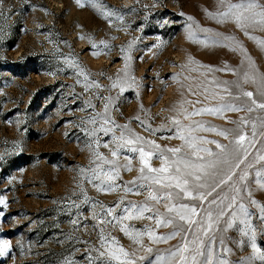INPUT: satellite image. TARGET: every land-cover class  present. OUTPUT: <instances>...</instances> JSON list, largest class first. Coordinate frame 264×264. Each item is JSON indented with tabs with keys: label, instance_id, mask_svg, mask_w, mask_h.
Masks as SVG:
<instances>
[{
	"label": "rangeland",
	"instance_id": "obj_1",
	"mask_svg": "<svg viewBox=\"0 0 264 264\" xmlns=\"http://www.w3.org/2000/svg\"><path fill=\"white\" fill-rule=\"evenodd\" d=\"M226 10L219 0L0 3V242L9 245L0 264H103L104 258L97 257L108 244L101 247V234L109 243L116 238L113 248L122 245L135 252L137 264H157V256L169 259L168 251L181 238L157 243L145 233L146 227L160 235L172 230L171 225L155 228V219L147 218L156 208L164 213V201L148 200L153 212L123 221L105 217L101 206L122 201L114 216L124 217L129 202L141 203L148 196L147 186L125 191L132 187L127 182L140 174L139 154L123 148L113 157L112 150L124 142L113 136L123 132L127 140L138 134L161 149L180 147L183 141L173 119L185 126L203 122V129L193 134L207 140L230 144L243 132L252 142L241 165H253L249 182L258 204L249 207L252 220L226 232L220 230L222 220L202 239L205 252L212 250L213 264H264V225L259 219L264 190L254 182L264 178V172L255 177L264 164L257 162L264 155V109L252 104L253 99L264 103V26H240L235 16L217 14ZM246 91L253 97L244 96ZM221 104L239 110L187 115L193 105ZM241 118L248 123L238 128ZM212 127L217 131L204 130ZM225 129L230 130L227 138L217 134ZM206 146L218 151L215 145ZM96 152L116 161L119 177L112 189L89 182L91 170L102 163ZM129 162L130 171L125 168ZM162 162L156 157L150 161L156 168ZM158 187L153 185L152 191ZM105 219L110 223L102 224ZM123 226L134 235L145 233L139 237L143 245L125 234ZM251 227L256 228L254 236ZM147 247L153 252L146 253Z\"/></svg>",
	"mask_w": 264,
	"mask_h": 264
},
{
	"label": "snow or ice",
	"instance_id": "obj_2",
	"mask_svg": "<svg viewBox=\"0 0 264 264\" xmlns=\"http://www.w3.org/2000/svg\"><path fill=\"white\" fill-rule=\"evenodd\" d=\"M3 0H0L2 3ZM80 0H77L79 3ZM223 6L226 4V11L218 12L217 14L225 18L235 16L236 22L240 26H244V22L251 24H259L264 26V2L262 0H240L238 3H232L231 0H219ZM260 11L257 12L256 9ZM3 13L0 12V15ZM259 17V19H257ZM189 19H192L189 17ZM204 31H209L204 29ZM103 43V42H102ZM264 44V41H261ZM223 70V69H221ZM247 82V74H245ZM227 83V82H224ZM112 87H117L114 82ZM121 87L120 91L123 92ZM227 91V89H226ZM196 93H193L195 95ZM244 96L249 98L253 97L251 91L243 93ZM110 100L111 98H106ZM196 104L200 103L199 100L195 101ZM252 104L260 109H264V103L257 104L256 100H252ZM188 112V116L201 115L204 112L218 113L223 109L239 110L232 104H221L216 108H199ZM108 110V104H105V112ZM252 107L248 108L251 112ZM187 111V110H185ZM99 116L100 114L97 113ZM187 118V116H186ZM139 119V117H137ZM105 123H108L105 120ZM173 123L177 129V136L183 141L180 147H171L161 149L160 145L156 144L154 140H147L138 134H134L135 138L125 140L124 133L120 137L113 136V140H121L123 143L117 144L116 148L112 150V156L119 155L120 149L128 148L130 152L138 153L140 159L139 176L127 182V185L132 187H125V191L131 192L133 187L148 188V196L144 202H129L128 206L124 208L127 214L124 217L114 216L117 208L120 207L122 201L114 207L104 208L101 206V211L105 217H113L123 221L124 219H132L134 216L143 217L145 212H153V208L149 207L147 201H155L157 204L164 201L165 212L161 213L158 208L155 209L154 215H150L148 219H155V228L172 226V230L167 235L157 234L150 228L145 229L149 240L154 242H167L168 240L181 238L178 245H173L172 250L168 251V258L164 256H157V264H213L212 250L208 249L205 252V241L203 236H207L209 231L213 229L214 225H219L223 220L224 226L220 228L221 231H227L236 225H249L252 220L253 213L249 211L251 205H257L258 201L253 198L251 190L248 171L252 168V164H247L244 168L241 165L245 164L249 155L248 147L252 146V142L247 139L246 134L243 132L234 136L230 144H221L216 140H207L203 136H197L193 133L198 129H203V122L191 121L189 125H182L178 119H173ZM236 123V121H233ZM248 123L247 120L241 118L237 125L242 128L243 125ZM126 128L127 126H118ZM255 125H253V129ZM106 133L111 132V128L103 129ZM206 131H217L216 128L204 129ZM230 130H220L218 135L227 138ZM255 135V132H253ZM215 145L218 151H213L212 148L206 145ZM231 145V146H230ZM108 147L107 144L104 145ZM147 146V149L146 147ZM165 152L169 155H165ZM96 159L102 163L97 164L91 170L92 175L89 182L98 181L95 186L98 189L107 188L112 189L114 183L119 177V171L116 166V161L108 160L101 153H95ZM161 158L162 164L160 167H153L150 163L152 158ZM171 157V158H170ZM264 161V155L257 157V162ZM111 165L107 170L103 165ZM127 170H131L130 162L125 165ZM240 169L239 172L236 170ZM264 172V164L255 171V177H261ZM139 181V183H138ZM256 186L264 190V178L254 181ZM153 185L159 186L156 192L152 191ZM227 188V192L224 189ZM219 190V191H218ZM163 193L161 195L160 193ZM215 193V195H213ZM211 198V199H210ZM88 197H85L87 202ZM247 200V204L245 203ZM188 201V202H185ZM0 200V203H3ZM207 202L208 207H205ZM259 219L261 224L264 225V204H259ZM2 214V213H0ZM110 223V221L102 220L101 223ZM75 224L76 221H73ZM129 226L121 228L125 234L129 235L135 243L143 245V241L139 238L145 233L137 232L135 235L128 231ZM103 232V229L101 230ZM264 231V228H261ZM256 232L255 227L250 228V233L254 236ZM188 234H191L189 239ZM244 235H249V232H244ZM103 244H108L107 250L99 251L100 257L104 258L103 264H137L136 253L129 252L120 245L113 248L112 244H118L115 237L111 238L109 243L105 236H100ZM221 243L223 241L221 240ZM9 247L7 241L0 242V255H3ZM256 249V245H252ZM146 253H152L153 249L147 247L144 249ZM230 251V249H225ZM203 257V259H199ZM145 256H140L139 260L143 261ZM264 261V255L260 256ZM217 264H228L226 260H219Z\"/></svg>",
	"mask_w": 264,
	"mask_h": 264
}]
</instances>
